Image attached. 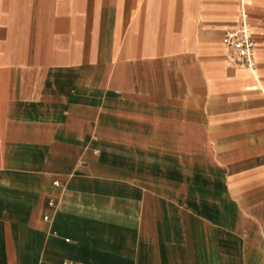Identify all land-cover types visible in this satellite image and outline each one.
Here are the masks:
<instances>
[{"label":"crops","instance_id":"obj_1","mask_svg":"<svg viewBox=\"0 0 264 264\" xmlns=\"http://www.w3.org/2000/svg\"><path fill=\"white\" fill-rule=\"evenodd\" d=\"M64 263L264 264V0H0V264Z\"/></svg>","mask_w":264,"mask_h":264},{"label":"built area","instance_id":"obj_2","mask_svg":"<svg viewBox=\"0 0 264 264\" xmlns=\"http://www.w3.org/2000/svg\"><path fill=\"white\" fill-rule=\"evenodd\" d=\"M251 28L249 14L243 3H240L238 23L235 28L225 31L223 46L224 56L231 66L242 67L255 72L254 50L256 45ZM48 207L51 212L43 216L45 221H51L52 214L56 211V202L49 200Z\"/></svg>","mask_w":264,"mask_h":264}]
</instances>
